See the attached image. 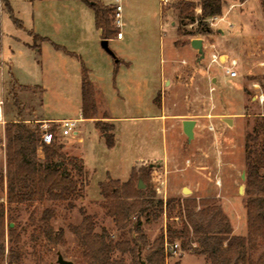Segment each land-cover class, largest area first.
<instances>
[{
    "label": "rangeland",
    "instance_id": "1",
    "mask_svg": "<svg viewBox=\"0 0 264 264\" xmlns=\"http://www.w3.org/2000/svg\"><path fill=\"white\" fill-rule=\"evenodd\" d=\"M101 1L107 6L113 2ZM177 2L168 0L162 5L161 0H121L124 39L113 35L108 44L117 56L129 60L126 68L115 64L101 48L102 38L95 26L94 11L84 0H0V99L4 123L21 120L36 128L43 124L49 130L54 128L55 142L63 145L66 155L81 159L86 170L82 178L71 170L79 178L81 188L74 207L54 204L56 211L51 223L55 230H63L64 244H48L49 250H46L38 245L34 247L30 238L31 211L51 205L50 200L30 206L10 205L5 220L11 217V226L20 224L17 229L20 239L13 242L21 256L18 264H58V254L72 264H88L79 235L73 229L84 224L88 227L85 215L91 217L92 233L104 229L117 240L121 230L105 214L101 204L99 182L109 179L119 183L131 179L141 190L138 195L147 216L141 211L139 216H130L124 236L131 240L140 234L131 225L137 219L148 242L162 235L164 264L206 263L203 255L190 249L198 246L197 241L191 242L190 248H184L181 238H172L167 231L168 227L180 228L179 208L185 205L198 226L208 224L215 229L223 215L231 234L246 235L248 196L241 175L245 174L247 134L255 131V143L262 138L255 123L264 115V100L258 99L259 95L264 97V4L260 0H222L219 18L207 19L210 32L199 34L197 21L185 19L181 24ZM194 2L197 16L200 6L198 0ZM107 16L110 26L115 27L113 10ZM33 33L45 38L41 45ZM177 35L184 37V41L174 43ZM190 38L203 40L202 56L192 48ZM173 43L178 48L182 44L187 46L173 49ZM213 55L218 56L216 61ZM75 56L81 60L88 58V65H84H90V79L100 87L95 88L94 120H105L102 116L109 115L108 110L117 117L116 130L113 125L110 131L114 148L107 147L98 128L99 143L91 134L89 139L86 137L88 166L95 170L87 168L83 156L77 154L79 150L72 134L62 135L58 123L53 121H35L39 115L79 118L80 89ZM163 58L171 64L179 62L157 93L154 86ZM231 60L236 61L233 69L237 75L229 79L224 68L230 66ZM10 72L17 80L38 86H21L14 80L10 84ZM161 102L167 115L179 113L196 121L192 139L188 140L183 133L179 120L169 119L162 130L159 121L127 118L156 113L155 107ZM225 118L231 119V124ZM83 125L77 122L75 128L82 130ZM4 126L0 123L1 139H4ZM31 158L43 162L40 147ZM4 169L1 157L0 172ZM139 180L143 184L141 188L137 186ZM240 185L243 191L239 190ZM184 187L189 191L183 192ZM0 198L5 202L4 192L0 191ZM159 199L163 202L162 211L157 206ZM189 237L195 238L192 232ZM175 243L178 245L174 252L171 245ZM4 244L7 254L10 245L7 235ZM263 248L264 243L254 256ZM146 249L147 246L140 253V261L145 264ZM118 256L119 252L115 251L113 257ZM123 256L127 264L133 260L130 253Z\"/></svg>",
    "mask_w": 264,
    "mask_h": 264
},
{
    "label": "trees",
    "instance_id": "2",
    "mask_svg": "<svg viewBox=\"0 0 264 264\" xmlns=\"http://www.w3.org/2000/svg\"><path fill=\"white\" fill-rule=\"evenodd\" d=\"M94 11V22L102 39H109L119 31L117 27H111L107 14L114 6H107L100 0H84ZM244 1V0H240ZM264 4V0H260ZM200 13L195 16L196 4L194 0H178L177 9L181 24L185 19L191 22L197 21L200 26L198 33L210 32L207 19L218 16L222 12V0H198ZM10 10V9H9ZM17 22V21H16ZM182 33V30H179ZM183 35V33H182ZM36 39L45 38L33 33ZM36 44H32L35 47ZM57 49L60 48L54 45ZM81 62V114L84 118L96 117L95 87L88 75V69ZM15 83V82H13ZM105 117V116H103ZM262 133L259 143H255L257 137L255 131L247 134L245 144V193L246 200L247 233L246 235L231 234V229L223 215L217 228L211 229L208 224L198 226L188 205L179 208L181 226L179 229L167 228L172 238H181L182 246L190 248V243L197 241L198 246L190 248L194 253L205 257V264H264V248L257 256L261 244L264 243V115L256 123ZM94 125L98 128L108 148L114 146V136L110 131L112 124L102 120H95ZM54 133V128L50 129ZM4 172H0V191L5 193V202L0 198V264H18L21 259L19 250L13 246V242L20 239L17 231L20 224L10 225L11 217L5 215L12 204L33 203L41 204L50 200L51 205L32 210L30 238L33 246L49 250L48 244L53 246L64 244L63 230H55L51 219L55 215V203L65 204L68 208L74 207V200L81 196L78 179L86 174L83 162L73 156H68L62 151L63 145L53 140L45 143L41 140V129L32 127L24 121L15 120L5 123L4 126ZM40 147L43 154V162H37L31 158ZM70 166V169H69ZM74 169L75 178L72 174ZM101 202L105 214L111 217L118 229L121 230L117 240L102 229L100 233H92L91 217L84 216L88 227L73 228L79 235V241L83 247V257L88 264H127L124 253L133 255V260L128 264H142L141 252L147 246L145 258L146 264H164V240L160 235L150 243L139 228V219L131 225L139 231L137 237L127 239L124 229L128 225L130 216L140 215L145 212L142 209L143 201L139 199L137 189L131 179L123 183L115 180L99 182ZM131 198V199H130ZM162 200H157V206L162 211ZM142 209V210H141ZM149 215V214H148ZM6 221V224H5ZM6 227V232H5ZM23 231L24 228H21ZM190 232L195 236L194 240L189 237ZM9 238L7 254H5V237ZM120 256L113 257L114 252Z\"/></svg>",
    "mask_w": 264,
    "mask_h": 264
},
{
    "label": "crops",
    "instance_id": "3",
    "mask_svg": "<svg viewBox=\"0 0 264 264\" xmlns=\"http://www.w3.org/2000/svg\"><path fill=\"white\" fill-rule=\"evenodd\" d=\"M101 1V0H100ZM102 2V1H101ZM113 3H110V5H112ZM106 5H108V4H106ZM214 18H219V17H217V16H213ZM213 17H211V18H213ZM211 18H208V19H211ZM171 23V25L173 26V22L171 21L170 22ZM120 30H121V28H120ZM100 31V30H99ZM35 34V33H34ZM118 39V38H117ZM121 40L122 39H124V34L122 33V37L120 38ZM180 39H182L183 41H184V37H180L179 35H177V37H176V40L174 41V43L175 42H177L178 40H180ZM193 38H190L189 39V41L191 42V40H192ZM38 40V42H39V44L41 45V43L44 41V40H41V39H37ZM37 42V43H38ZM109 42V41H108ZM36 43V44H37ZM173 43V44H174ZM38 44V45H39ZM186 44H182L181 45V47H179V48H181V49H185L186 48ZM203 46H205V44H204V42H203V40H202V50H203ZM172 48L173 49H179L177 46H175V44L172 46ZM165 47H163V57L165 56ZM68 53V52H67ZM68 55V54H67ZM80 57H81V55H79ZM226 56V55H225ZM112 57V56H111ZM118 57V58H117ZM113 59H114V63L115 64H123V65H126V68L129 66V63H128V61L129 60H126V59H123V58H121L120 56H117L116 54H115V58L114 57H112ZM75 59H77V61L75 62L77 65H78V67H77V65H76V70H77V77H78V80H79V89H80V91H79V101H78V108H79V118H67V117H65V118H51V117H45V116H43V115H39L38 116V118L37 119H35V121H53V122H55V123H57V122H59L60 120H63V119H77V122H82V123H84V125H83V128H82V130L81 129H76V132L74 133V134H72V139H74V142L77 144V146H76V148L79 150V152L77 153L78 155H82L83 157V159H84V163H85V166L87 167V168H91V169H94L92 166H88V155H87V147H86V142H87V140H86V137L89 139L90 138V134H91V136H93L94 137V139L99 143V141H100V137H99V132H98V130H97V128L95 127V125H94V121L95 120H97V118L94 120V118H84V117H82V114H81V105H82V102H81V62L80 61H82L83 62V64H87L88 65V58H84V59H82L81 60V58H77L76 56H75ZM116 59V60H115ZM164 59V58H163ZM166 59H164V64H163V66H161L160 67V71H158V73H157V75H156V83H155V86H154V92H160L161 90H162V88H160V86L162 85V84H164L165 83V77H167V75H168V73H170V72H172L173 71V69H174V67H177L176 66V64H177V62H179V61H177L176 62V64H171V63H169V61H165ZM108 61V60H107ZM87 69H88V75H89V78H91V76H92V69H91V67H90V65L88 66V67H86ZM224 73H225V71H224ZM237 75V74H236ZM225 76L226 77H228L229 79H231V78H233V77H230V76H228L226 73H225ZM236 77V76H235ZM12 80H14L18 85H21V86H27V87H35V86H38V85H34V84H32V83H24V82H26V81H23V80H17L15 77H13V74L11 75V72H10V78H9V82H10V84H11V81ZM91 80V79H90ZM136 80H137V78H136ZM214 80V79H213ZM92 81V80H91ZM92 83H93V85H94V87L97 89V87H99L98 85H97V83H95V82H93L92 81ZM100 88V87H99ZM104 97V96H103ZM104 102H105V100H104ZM106 104V103H105ZM156 106V105H155ZM107 107V106H106ZM97 109H98V106H97ZM107 109H108V107H107ZM155 110L157 111L156 113H153V114H151V115H146V116H131V117H127V118H130L131 120H134V119H136V118H147V119H152V120H156V121H159L160 122V124H161V128H162V130H164L165 129V126H166V124L167 123H169L168 121H169V119H175V120H179L180 121V123H181V126H182V121L183 120H185L186 118H184V117H182V115L181 114H179V113H175V115L174 116H172V115H167L166 114V112H165V105H164V103L163 102H161V104L159 105V107L158 106H156L155 107ZM108 112H109V115H106L105 117H103L102 116V119H105V120H102V121H110L109 123H112V125H114V128H115V130H116V126H115V121H116V118L117 117H114V116H112L111 114H110V111L108 110ZM173 117V118H172ZM174 117H176V118H174ZM194 120V119H193ZM6 121V120H5ZM196 122V121H195ZM196 124V123H195ZM195 126V125H194ZM193 131H194V128H193ZM82 132V133H81ZM69 143V142H68ZM82 145V146H81ZM115 145V144H114ZM65 147H67V146H65ZM64 147V148H65ZM111 148H114V146L113 147H111ZM110 148V149H111ZM133 165H136V162L133 164ZM95 170V169H94ZM107 173L108 174H110V175H112L113 174V172L112 171H110V172H108L107 171ZM116 175V174H115ZM194 264H200V262H196V263H194Z\"/></svg>",
    "mask_w": 264,
    "mask_h": 264
},
{
    "label": "built area",
    "instance_id": "4",
    "mask_svg": "<svg viewBox=\"0 0 264 264\" xmlns=\"http://www.w3.org/2000/svg\"><path fill=\"white\" fill-rule=\"evenodd\" d=\"M168 2V0H161V4L165 5ZM114 8H113V21L115 27L119 28V31L116 33V38L120 39L122 37V31L120 30L122 26L121 22V10H122V5H121V0H113L112 2ZM213 61H216L218 59V56L213 55L212 56ZM230 66H226L224 68L225 73L230 76V77H235L237 72L236 70L233 69V66H235L236 61L231 60ZM259 101L263 102L264 97L263 95H259ZM2 103L3 101L0 99V123L5 124L3 120V115H2ZM58 123V129L62 135H69V134H74L76 132V123L77 119H63L60 120ZM41 140L45 143H50L53 140H55V135L52 133L51 130H49L48 126L43 124L41 126ZM4 139L0 137V158H4ZM178 244H173L171 247L173 248V251L175 252V248L177 247Z\"/></svg>",
    "mask_w": 264,
    "mask_h": 264
},
{
    "label": "water",
    "instance_id": "5",
    "mask_svg": "<svg viewBox=\"0 0 264 264\" xmlns=\"http://www.w3.org/2000/svg\"><path fill=\"white\" fill-rule=\"evenodd\" d=\"M190 45L192 46V48L196 49L197 52L202 56L203 55V50H202V39L201 38H193L190 42ZM100 46L101 48L106 51L110 56L114 57L115 58V53L113 52V50L109 47V44H108V39H101L100 40ZM224 57V56H223ZM116 60V59H115ZM225 121L228 123V124H231V119L229 118H225ZM194 125H195V120L193 119H185L182 121V131L183 133L187 136L188 140L192 139L193 136H194V131H193V128H194ZM241 178L242 179H245V174L243 173L241 175ZM137 186L139 188L143 187V184L142 182L139 180L138 183H137ZM239 190L240 191H243V185H240L239 186ZM188 188L184 187L183 188V192H188ZM57 263L58 264H72L71 261L69 260H66L62 257V255L58 254V257H57ZM142 264H145V263H142Z\"/></svg>",
    "mask_w": 264,
    "mask_h": 264
}]
</instances>
